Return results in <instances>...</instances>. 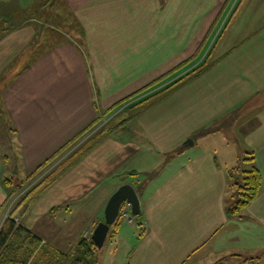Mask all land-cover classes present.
I'll return each instance as SVG.
<instances>
[{
	"label": "crops",
	"instance_id": "obj_1",
	"mask_svg": "<svg viewBox=\"0 0 264 264\" xmlns=\"http://www.w3.org/2000/svg\"><path fill=\"white\" fill-rule=\"evenodd\" d=\"M17 1L0 0V169L13 172L34 171L100 113L198 55L223 29L212 65L116 124L37 199L28 227L49 232L56 215L68 214L65 206L85 200L80 209L91 207L95 199L96 214L81 222L94 229L111 196L130 183L141 216L121 218L110 237L131 243L127 264H221L225 256L234 264L261 253L264 0H64L52 5L50 46L42 25H28L35 0ZM219 127H237L262 174L259 196L234 216L226 211L230 150L222 163L205 145Z\"/></svg>",
	"mask_w": 264,
	"mask_h": 264
},
{
	"label": "rangeland",
	"instance_id": "obj_2",
	"mask_svg": "<svg viewBox=\"0 0 264 264\" xmlns=\"http://www.w3.org/2000/svg\"><path fill=\"white\" fill-rule=\"evenodd\" d=\"M63 1L64 0H35V3L33 6L28 5L29 6L28 17L29 18L31 17L29 19L30 21H29L28 25L33 24L32 22H36V23H38V25L39 24L42 25L43 28L45 29V35L43 36V38L45 39V43L48 39V45L49 46L51 45V42L54 39L53 37H51V33H52L51 32V28H52L51 21H52L53 17H55V19L58 17L57 13H56V15L52 14V7H53L52 5H53V3H56L57 5L55 4L56 7H55V5H54V7L57 8L58 5L63 3ZM28 2H29V4L31 3L30 0H28ZM16 3H18L17 0H16ZM61 12H63V10ZM35 17L37 19H35ZM16 23L17 22L14 21L13 24H16ZM224 29H226V28H224ZM61 30H62V28H61ZM63 32H65V30ZM210 34H211V32L209 33V35L207 36L206 39L209 38ZM222 36H223V29L220 28L219 30L214 32L212 34V37L209 38V39H211L209 44H207V46H205V47L203 46L202 48H199V51H198L199 54H198L197 58L193 60L194 65L191 64V66L193 65L192 67H194L197 64H200L202 62L204 63L208 59V57H209V62L213 63L214 62L213 61V57H214L213 50H214L215 45L218 44V42L220 41ZM58 37H64V36L59 35ZM54 41H57V39ZM204 44H205V42H204ZM27 52H28L27 60H28V63H30L32 48L31 47L27 48ZM23 61H24V58L22 57V63L21 64H24ZM191 66L189 65V67H187L185 70H183L177 77H180L182 74L187 73L192 68ZM177 77L176 76L169 77L168 78L169 80L167 79L166 81L161 83L159 86L157 85L155 88L150 89L148 92L143 93L142 95H138V96L126 101L119 108H117L113 113L105 115L104 118L100 121V125L98 127H96L91 133L86 135L83 139H81V141L72 145L70 148H68L67 150H65L61 154H59L52 162H50L48 165H46L45 168H43L35 176H33V173L37 169H39V167L43 163H45L47 160H49L51 156L49 158H47L45 161H43L34 171H27L26 170V172H25V170L20 169L21 167H19L16 172H13L15 170V168H13V170L1 168L0 169V210L3 206V204L5 203V201L7 200L10 192L15 190L16 193H15L14 197L11 199L7 208H5V210H3V212H2L3 214L0 217V226L2 225L4 220L7 218L10 209L17 202L16 200L22 198L25 194L32 191L33 188L37 184H39L50 172H52L57 167H59L66 160V158L69 155H71L82 144H84L85 143L84 141H86L91 134L96 132V130L99 129L100 127H102L105 123H108V125H109V127L107 128L110 132L108 136L115 134L116 124L118 125L119 123L123 122V120H127L130 118L137 117L138 115L141 114V112L143 113V110L144 111L147 110L149 104H151V100L148 102L146 101L144 103H142L141 101L145 100L149 95H151V93H153L155 91L159 92V89L163 88L165 85H167L171 81H174ZM7 82H8V80H6V83ZM115 104H113L112 106H114ZM238 123H239V121L236 122V125ZM224 124L226 125L227 123L225 122ZM221 129L222 128L219 127L218 131L219 130L221 131ZM221 132H222L221 135L214 137V139H212L213 141H210L209 143H207L205 145H214L215 146V148L217 149V155H218V157L222 163L227 159V164L229 163L228 166L230 165L229 167L238 166L242 162L243 158L247 155V153H244L245 152L244 142L241 139L239 132L237 131V127L234 128L232 133H228L226 131V128L224 130H222ZM198 135H200V134H198ZM1 148H2V145H1ZM179 150H180V148H179ZM229 150H230V153H229L230 156H229V158L228 157L226 158L225 155L228 154ZM58 151H56V152H58ZM15 153H18V152L14 151V155H15ZM223 156H225L226 159ZM11 161H13V163H14L13 154H12ZM71 166L72 165L67 167L63 171V173H61L58 177H56L54 179L53 182H51L50 184H48L44 187L39 188L36 192H34L33 193L34 196L32 198V201L27 202L19 210L15 219L18 222H23L27 226V228H29L28 224H27V222H28L27 219L30 215L29 211L32 212L31 209L34 206V203L37 201V199L45 191L50 190L52 188V186L54 185V183H56L58 178L61 175H63L66 172V170L69 169ZM6 179L9 180V182L7 184L4 183ZM98 193L99 192H96L95 194H98ZM94 200L95 199H92L90 201L91 207H82L81 208V209H83L82 211H81L80 207H81V205L84 204L85 200H77L75 202H72L70 204V206H65L64 209H66L67 211L69 210L68 214L63 216V217H62V215H59L58 217L56 215L55 216L56 217L55 218L56 223L54 222L55 227L50 225L49 227L51 228V230L49 232L47 230H45L46 228L38 227L36 225L32 229L31 228H29V229L31 231L35 232L40 237H42L44 239V243H49L50 245L57 247V248L63 250L64 252H70L81 239L90 238L94 229L96 228L95 227L93 229V226H89V224L86 225L85 223H81L83 219L84 220L89 219L93 214H96L97 206L99 204H96L94 207H92V202ZM96 202H98V201L95 200L94 203H96ZM78 211H79V213H77ZM75 212H76V216L72 217L73 216L72 214ZM34 213H36V212H34ZM37 213H43V210L40 209ZM49 219H51V218H49ZM102 219H104V218H102ZM135 220H136V218H135ZM92 229H93V231H92ZM60 230H62V231H60ZM56 233L57 234L59 233L58 237H57ZM52 234H54V235L56 234L54 236V237H56L55 240H52V239H54V237H52ZM57 238H59V239H57ZM125 241L126 240L122 241L121 239L114 240L112 238H108L105 241L104 246L98 250L99 264H127L129 261L128 256L130 254L131 243H128ZM247 257L248 256L246 255L245 258H247ZM253 257H254V259H251L250 261H248V260L244 261L243 257L242 258L239 257L240 259L238 257H236L235 258L236 263H234V264H264V250L261 251V253L255 255ZM230 258L231 257H229V256H225V258H222L219 263H221V264H232V262L230 261Z\"/></svg>",
	"mask_w": 264,
	"mask_h": 264
},
{
	"label": "trees",
	"instance_id": "obj_3",
	"mask_svg": "<svg viewBox=\"0 0 264 264\" xmlns=\"http://www.w3.org/2000/svg\"><path fill=\"white\" fill-rule=\"evenodd\" d=\"M207 40L205 41V45ZM195 55L184 63H181L164 76L156 79L145 87L141 88L134 94L124 98L117 102L110 109L103 111L99 114L98 118L91 123L85 130L80 132L67 144H65L58 152L50 157L45 163H43L39 169H37L33 176L38 174L46 165L52 162L59 154L70 148L72 145L78 143L86 135L91 133L96 127L100 125V121L105 115L113 113L126 101L148 92L150 89L159 86L166 81L169 77L175 75L176 77L197 58ZM194 65V64H193ZM192 65V66H193ZM212 65L208 59L203 63L197 64L187 72L177 77L174 81H171L163 88L159 89V92L155 91L151 93L142 103L151 100V103H155L162 99L168 93L177 89L181 84L201 75ZM157 92V93H156ZM108 123H105L102 127L96 130L89 138L84 141L76 151L69 155L66 160L55 170L50 172L39 184H37L32 191L25 194L22 198L16 200L15 205L10 209L7 218L0 226V264H99L98 250L99 248L93 242L92 238L81 239L77 245L70 251L64 252L63 250L44 243V239L31 231L23 222H18L15 217L19 210L27 203L32 201L34 192L39 188L44 187L54 181L63 171L81 159L87 152L98 145L105 137H108L109 130ZM229 196L227 199L226 211L229 216L239 215L245 210L260 194L262 186V174L258 167L255 165V158L253 153L249 152L243 158L242 162L229 170ZM9 182L5 180V184ZM15 190L11 191L7 200L3 204L0 210V217L3 210L7 208L11 199L15 195ZM141 214L136 217H140ZM122 222L121 218H118L116 223L111 226L108 238L113 235Z\"/></svg>",
	"mask_w": 264,
	"mask_h": 264
},
{
	"label": "water",
	"instance_id": "obj_4",
	"mask_svg": "<svg viewBox=\"0 0 264 264\" xmlns=\"http://www.w3.org/2000/svg\"><path fill=\"white\" fill-rule=\"evenodd\" d=\"M124 202L131 204L135 216L141 213V201L135 187L130 183L121 185L108 201L105 209V220L96 226L91 235L93 242L99 249L104 246L111 226L118 220L120 208Z\"/></svg>",
	"mask_w": 264,
	"mask_h": 264
},
{
	"label": "built area",
	"instance_id": "obj_5",
	"mask_svg": "<svg viewBox=\"0 0 264 264\" xmlns=\"http://www.w3.org/2000/svg\"><path fill=\"white\" fill-rule=\"evenodd\" d=\"M120 217L126 220L129 223L135 222V217L132 214L131 204L128 202H124L120 208Z\"/></svg>",
	"mask_w": 264,
	"mask_h": 264
}]
</instances>
